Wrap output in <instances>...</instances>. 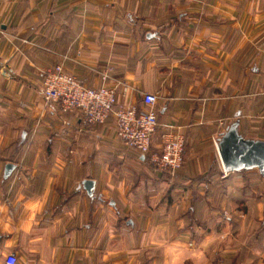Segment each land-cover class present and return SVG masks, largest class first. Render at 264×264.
Here are the masks:
<instances>
[{
    "label": "crops",
    "instance_id": "crops-1",
    "mask_svg": "<svg viewBox=\"0 0 264 264\" xmlns=\"http://www.w3.org/2000/svg\"><path fill=\"white\" fill-rule=\"evenodd\" d=\"M57 63L90 87L107 73L122 105L155 94L153 147L163 125L184 136L175 174L113 116L82 127L44 101ZM237 118L264 139V0H0V264H264V176L216 147Z\"/></svg>",
    "mask_w": 264,
    "mask_h": 264
},
{
    "label": "built area",
    "instance_id": "built-area-1",
    "mask_svg": "<svg viewBox=\"0 0 264 264\" xmlns=\"http://www.w3.org/2000/svg\"><path fill=\"white\" fill-rule=\"evenodd\" d=\"M101 79L100 86H87L62 63H57L44 71L38 94L44 101L55 103L60 114L78 113L82 127L103 123L113 116L118 140L146 157L155 170L175 174L183 163L184 136L178 129L163 125L167 130L161 135L158 147H153L159 126L157 96L143 93L141 105H122L118 102V85L107 84V73H103ZM16 263L13 253L4 255V264Z\"/></svg>",
    "mask_w": 264,
    "mask_h": 264
},
{
    "label": "water",
    "instance_id": "water-1",
    "mask_svg": "<svg viewBox=\"0 0 264 264\" xmlns=\"http://www.w3.org/2000/svg\"><path fill=\"white\" fill-rule=\"evenodd\" d=\"M216 147L225 172H239L257 169L264 176V139L247 138L239 131V119L231 121L219 136ZM14 165H5L4 177L13 170ZM83 187L91 195L93 181L85 179Z\"/></svg>",
    "mask_w": 264,
    "mask_h": 264
},
{
    "label": "rangeland",
    "instance_id": "rangeland-1",
    "mask_svg": "<svg viewBox=\"0 0 264 264\" xmlns=\"http://www.w3.org/2000/svg\"><path fill=\"white\" fill-rule=\"evenodd\" d=\"M149 162V161H148ZM263 187H264V185H263ZM176 256V255H175Z\"/></svg>",
    "mask_w": 264,
    "mask_h": 264
}]
</instances>
